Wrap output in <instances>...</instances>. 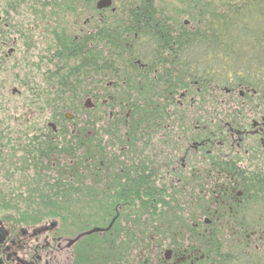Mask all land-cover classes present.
<instances>
[{"label":"flooded vegetation","instance_id":"af4514ba","mask_svg":"<svg viewBox=\"0 0 264 264\" xmlns=\"http://www.w3.org/2000/svg\"><path fill=\"white\" fill-rule=\"evenodd\" d=\"M112 1L99 11V0H0V71L32 83L31 113L42 120L22 156L27 188L39 191L27 199L47 217L0 212V264H264L261 54L248 46L241 65L229 54L217 64L213 49L181 50L161 0ZM67 4L71 31L51 25ZM134 10L156 12L157 43L116 33L126 29L116 16ZM28 55L37 81L24 77ZM87 196L95 222L83 199L76 219L67 206ZM27 208L18 217L33 216Z\"/></svg>","mask_w":264,"mask_h":264},{"label":"rangeland","instance_id":"374dc122","mask_svg":"<svg viewBox=\"0 0 264 264\" xmlns=\"http://www.w3.org/2000/svg\"><path fill=\"white\" fill-rule=\"evenodd\" d=\"M158 1L160 0H157V2ZM226 1L227 0H203V5H200L204 11L203 16H201V19L203 20L201 21L203 23L201 25H204V22L207 23L205 17H208L211 14L210 11L221 8V5L226 3ZM161 3L165 8H168L166 13L173 15L174 18L178 20L179 27L188 19L192 21V25L199 24L200 26L201 22L198 19H193L188 11L189 6L187 7V2H184L183 0H161ZM205 3L212 5L207 7L208 4ZM65 7L66 9H63V11L60 12L65 15L62 14L60 21H57V23L52 21L51 25H65L67 31L77 29L78 26L76 24L75 16L71 14L74 5L67 4ZM23 15L26 17L32 16L30 15L29 10H26ZM116 17L121 19L123 16L117 15ZM194 20H196V22ZM45 25L46 24L32 25L35 28L33 32L38 33L43 30V28L45 30ZM38 47L43 46L40 43ZM26 59L27 60L23 63L24 77L26 79L28 78L37 81L39 79V76H37L38 70L33 65L31 55H28ZM32 76L33 78H31ZM16 79V73L7 72L4 75L3 72L0 71V212L9 215L10 217L11 215L15 216V218H12L18 221H41L47 218L46 216L41 215L44 205L42 203H37L38 201L34 199H27L30 194H32V197L34 193H39V191L35 190L31 192L27 188V186L30 189L34 188L32 174L30 175L33 170L26 166L27 163L23 162L22 156L27 154L30 150L28 144L31 139H35L37 136L36 129L40 128L42 120L36 116L34 112L31 113V110L34 108L32 105V101L34 100V92L31 89L32 83L23 87V85H20ZM13 88L18 89L21 93H12ZM45 117L47 116L45 115ZM23 131L28 132L23 133ZM81 199H83L85 220L87 223L88 220L90 222H95L93 215H95L96 212L95 209L92 208V204L94 203L92 196L67 198V206L72 208V210L76 209L73 210V218H77V214L79 213V201ZM27 207L35 210L33 216L18 217V215L22 214L25 209H28Z\"/></svg>","mask_w":264,"mask_h":264},{"label":"trees","instance_id":"16d2710c","mask_svg":"<svg viewBox=\"0 0 264 264\" xmlns=\"http://www.w3.org/2000/svg\"><path fill=\"white\" fill-rule=\"evenodd\" d=\"M121 4L119 7H142L144 4L153 5V3H146L147 0H118ZM140 1H142L140 3ZM187 2L188 11L193 19L203 21V0H183ZM125 3V4H124ZM208 6L212 5L209 3ZM187 12V11H186ZM211 13V14H210ZM208 17H205L207 23L202 22L195 24V29L190 31L180 26V44L181 50L195 49L198 51L213 49V54L217 60V64H222L221 58L228 54L231 56V61L237 65L242 64V57L246 52L242 49L248 46L255 47L261 54L257 56L259 60L264 63V0H227L221 5V8L210 11ZM156 12H144L134 10L130 15H123L121 19L115 21L117 25L125 24L121 31H116L118 35L126 33H138L139 37L135 41V45L145 46L147 44L157 43V38L160 37L155 30H152L148 24L156 23ZM124 17L128 20H124ZM196 22V20H194ZM130 25V26H127ZM158 28H162L159 25ZM152 30V31H151ZM144 34H143V33ZM155 32V33H151ZM146 34V35H145ZM125 38L117 37L118 46L124 47L119 42ZM149 39V40H148ZM146 40V41H145ZM220 58V60L218 59ZM264 66V65H263ZM239 69V68H237ZM89 245L95 247L97 240H89Z\"/></svg>","mask_w":264,"mask_h":264},{"label":"water","instance_id":"95a60500","mask_svg":"<svg viewBox=\"0 0 264 264\" xmlns=\"http://www.w3.org/2000/svg\"><path fill=\"white\" fill-rule=\"evenodd\" d=\"M113 4V1L112 0H99V2L97 3V9L99 11H101L102 9H107V8H111ZM98 229H92V230H89V232L87 233H84L83 235H89L91 233H94V232H97Z\"/></svg>","mask_w":264,"mask_h":264}]
</instances>
